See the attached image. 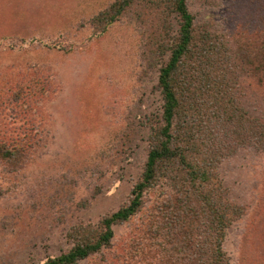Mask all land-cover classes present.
<instances>
[{
  "label": "rangeland",
  "instance_id": "obj_1",
  "mask_svg": "<svg viewBox=\"0 0 264 264\" xmlns=\"http://www.w3.org/2000/svg\"><path fill=\"white\" fill-rule=\"evenodd\" d=\"M115 2L0 0V264H43L96 238L102 219L130 201L142 177L163 125L157 75L169 58L158 52V64L148 61L160 44L150 25L163 24L170 47L177 17L172 0H133L120 21L107 23L102 14ZM187 2L196 34L208 31L197 50L242 41L234 63L245 68L248 50L259 48L240 27L262 12L264 0ZM243 74L239 87L233 83L241 102L249 89ZM196 84L173 120L184 141L195 133L203 138L210 122L206 84ZM218 168L247 208L225 249L234 264H254L256 250L245 252L263 227L254 214L264 198V153L242 149ZM164 180L147 194L144 211L161 202V192L170 194ZM143 220L140 213L116 225L111 245L79 264H119Z\"/></svg>",
  "mask_w": 264,
  "mask_h": 264
},
{
  "label": "trees",
  "instance_id": "obj_2",
  "mask_svg": "<svg viewBox=\"0 0 264 264\" xmlns=\"http://www.w3.org/2000/svg\"><path fill=\"white\" fill-rule=\"evenodd\" d=\"M132 1L116 0L102 18L107 23L120 21ZM172 5L177 17L172 46H167L163 24L150 25L153 38L160 40V44L148 61L155 59L158 64V52L168 53L169 58L160 65L157 75L164 99L163 125L155 130L142 177L135 184L130 201L102 219L96 238H85L83 243L43 264H79L111 245L116 225L140 213L144 215L138 228L141 235L130 239L119 264H234L224 244L230 228L247 214V208L233 198L218 166L242 149L264 153V3L262 12L250 14L249 22L240 27L239 33L249 36L259 48L254 52L248 50L245 68L237 66L234 60L235 52L243 50L246 44L222 41L214 47L206 42L197 50L198 42L208 31L201 37L196 34L195 17L187 0H172ZM147 21L145 18L146 26ZM241 71L249 88L243 102L236 96L233 84L236 81L239 87ZM196 83L206 84L201 94H205L202 100L209 104L206 112L210 122L201 133L203 138L195 133L187 139L190 141H184L174 135L173 120L182 99H191L196 92ZM178 171L182 176L177 177ZM163 180L170 194L161 192V202L144 211L147 194L162 186ZM258 206L254 215L263 227L256 232L257 249L251 244V250L247 249L245 254L256 250L252 261L264 264V198Z\"/></svg>",
  "mask_w": 264,
  "mask_h": 264
}]
</instances>
